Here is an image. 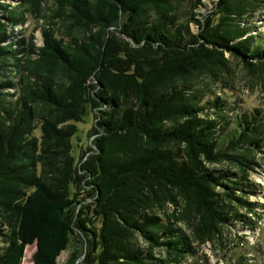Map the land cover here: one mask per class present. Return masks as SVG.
<instances>
[{"label": "trees", "instance_id": "trees-1", "mask_svg": "<svg viewBox=\"0 0 264 264\" xmlns=\"http://www.w3.org/2000/svg\"><path fill=\"white\" fill-rule=\"evenodd\" d=\"M3 1L0 264H22L31 245L32 264H58L63 252L64 264H182L193 251L176 223L199 243L244 223L228 201L253 193L261 113L239 115L226 132L208 116H224L212 85L230 73L225 54L264 76V38L253 44L238 25L262 0H218L216 19L191 12L184 22L183 0H53L65 35H80L57 38L56 21L41 46L8 28L44 0ZM90 121L83 150L78 127ZM223 162L238 173L208 168Z\"/></svg>", "mask_w": 264, "mask_h": 264}, {"label": "rangeland", "instance_id": "rangeland-1", "mask_svg": "<svg viewBox=\"0 0 264 264\" xmlns=\"http://www.w3.org/2000/svg\"><path fill=\"white\" fill-rule=\"evenodd\" d=\"M202 8L194 9L191 0H183L180 5L178 17L180 22H184L190 18L191 12L200 13L203 15L196 16L198 19H203L205 16L210 19L218 17L217 10H214L218 0H200ZM3 3L9 4L10 9L17 7L20 3L17 0H7ZM259 8L255 12H250L244 15L243 20H240L238 25L245 31L244 38L255 40L264 38V0L259 4ZM55 4L53 0H44L36 7L25 5L21 7L25 22L16 26H9L8 31H12L17 38H22L24 44L27 43L30 35H34L37 46L42 45V30L52 27L53 22H58L54 19ZM59 24V22H58ZM59 31L55 32V36L64 41L71 40L72 36L78 37L80 32L71 30L72 36H66L67 29L60 24ZM195 33L196 28L191 26L190 29ZM15 38L8 39L11 43ZM254 40V41H253ZM263 41V39L261 40ZM251 43V44H252ZM7 44V43H6ZM225 57L230 61V73L224 74L218 82L212 85L213 98L223 102L222 112L223 119L216 116V110L209 114L210 120L221 122L220 129L224 132L236 127V119L241 114H251L254 109L259 110L263 126L259 131L260 141H264V76L251 75L228 54ZM215 113V114H214ZM93 121L88 124H80V133L76 137L80 139L76 145H81V149L86 150L90 146L93 137L87 136V131L91 128ZM219 124V123H218ZM220 135H224L220 131ZM219 135V136H220ZM251 146H249L250 148ZM252 169L247 171V180L253 185V193L246 194L237 192V200L233 199L230 202L232 213L237 214L244 223H240L238 219H234L233 226L226 225L221 227V230L211 240L204 243L194 241L192 229L183 223H176L177 231L185 236L187 242L192 247V253L187 255L182 264H226L227 262L234 264L239 261V264H264V147L258 148L253 146ZM78 148H76L77 150ZM74 155L77 156V151ZM80 150V148H79ZM209 169L215 171H226L238 173V170L233 165L223 162L216 165L208 166ZM237 180L234 177L231 178ZM226 185H232L225 181ZM226 191L222 188H217V193ZM239 199V200H238ZM172 207L167 210L170 212ZM180 210V209H179ZM167 212V213H168ZM34 246V247H32ZM35 252V245L27 246L26 260L22 264H32L31 255ZM68 253L63 252L58 260V264L66 262ZM157 258H164L165 254L161 248L155 249Z\"/></svg>", "mask_w": 264, "mask_h": 264}, {"label": "water", "instance_id": "water-1", "mask_svg": "<svg viewBox=\"0 0 264 264\" xmlns=\"http://www.w3.org/2000/svg\"><path fill=\"white\" fill-rule=\"evenodd\" d=\"M35 249H36V247H35Z\"/></svg>", "mask_w": 264, "mask_h": 264}]
</instances>
